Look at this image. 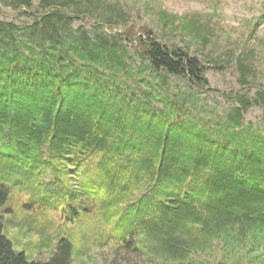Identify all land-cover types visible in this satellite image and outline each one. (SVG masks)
I'll list each match as a JSON object with an SVG mask.
<instances>
[{
  "label": "trees",
  "instance_id": "trees-1",
  "mask_svg": "<svg viewBox=\"0 0 264 264\" xmlns=\"http://www.w3.org/2000/svg\"><path fill=\"white\" fill-rule=\"evenodd\" d=\"M94 1L0 0V206L17 175L47 196L40 209L63 212L66 232L44 244L48 261L36 260L16 250L2 209L0 264H72L78 232L66 223L89 215L93 243L114 240L115 250L133 247L159 264H264V87L248 81L255 53L236 58L241 88L221 94L208 79L218 68L150 27L87 24ZM160 21L208 41L192 19L163 12ZM205 93L228 107L201 104ZM253 109L259 125L246 122ZM89 172L78 189L63 180Z\"/></svg>",
  "mask_w": 264,
  "mask_h": 264
},
{
  "label": "rangeland",
  "instance_id": "rangeland-1",
  "mask_svg": "<svg viewBox=\"0 0 264 264\" xmlns=\"http://www.w3.org/2000/svg\"><path fill=\"white\" fill-rule=\"evenodd\" d=\"M95 1L94 5H90L94 12L88 16L87 24L92 25L95 22L103 24L110 18L119 25L134 23L138 29L143 25L150 27L162 41L175 44L197 56L206 65L218 68L208 73V79L211 88L221 94L241 88L243 74L236 58L253 51L255 71L248 76V81L255 87L260 85L264 87V22L256 27L254 32L252 30L264 15V0H99L102 3L98 5ZM91 2L92 0H88L87 5ZM113 5L117 10L127 14H122L123 17L118 18L112 8ZM0 11L2 12L1 7ZM163 12L192 19L210 33L208 41L203 43L193 34L171 31L170 28L164 27L160 21ZM3 13L7 17L14 15L10 9H3ZM90 25H86V28L89 29ZM237 49L239 50L236 56H231ZM221 94H202L203 101L200 103L208 102L210 106L220 110L227 108L229 102ZM261 120L262 112L259 109H253L246 116L247 123L259 125L262 123ZM90 174L92 172L85 175L77 173L64 177L63 180H68L69 186L78 189L83 183L89 182V178L93 177V174L92 176ZM9 178L12 199L6 205L0 206V212L4 209L2 214L5 217L8 236L13 240L16 250H23L34 259L46 262L50 253L43 247L49 237H54L59 229L60 237L66 235L65 225L59 227L64 220L63 212L57 210L56 206L47 210L42 209L43 207L40 209V206L45 205L47 196L40 193L33 196L29 186H24V182L17 175ZM93 185L92 190L95 192V184ZM8 208L11 209V213H5ZM45 214L48 221L43 216ZM33 217L37 220L28 226L27 222ZM86 219L88 220H79L76 225L66 223L67 227L78 232L74 239L77 256L72 264H159L153 258L134 251L133 247L115 250L112 245L113 242L116 243L114 240L93 243L97 235L92 234L91 230L96 219L94 215H89ZM83 230L90 232L87 233V243Z\"/></svg>",
  "mask_w": 264,
  "mask_h": 264
}]
</instances>
